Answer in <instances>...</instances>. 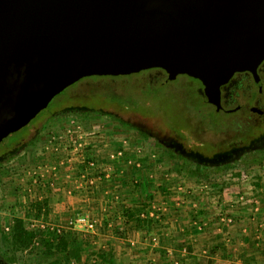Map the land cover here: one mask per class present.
<instances>
[{
    "label": "crops",
    "instance_id": "0c3cea01",
    "mask_svg": "<svg viewBox=\"0 0 264 264\" xmlns=\"http://www.w3.org/2000/svg\"><path fill=\"white\" fill-rule=\"evenodd\" d=\"M122 124L54 116L4 162L7 184L24 187L25 214L35 228L47 234L60 227L80 258L106 264H264V175L251 185L210 187L207 199L193 188L200 201L190 198L189 173L169 169ZM237 194L244 196L239 205ZM214 198L231 224L220 225L219 210L208 204ZM77 215L95 228L71 225Z\"/></svg>",
    "mask_w": 264,
    "mask_h": 264
},
{
    "label": "water",
    "instance_id": "95a60500",
    "mask_svg": "<svg viewBox=\"0 0 264 264\" xmlns=\"http://www.w3.org/2000/svg\"><path fill=\"white\" fill-rule=\"evenodd\" d=\"M264 60V0H0V142L87 76L160 68L221 87Z\"/></svg>",
    "mask_w": 264,
    "mask_h": 264
},
{
    "label": "rangeland",
    "instance_id": "374dc122",
    "mask_svg": "<svg viewBox=\"0 0 264 264\" xmlns=\"http://www.w3.org/2000/svg\"><path fill=\"white\" fill-rule=\"evenodd\" d=\"M258 73L260 88L250 75L235 73L221 88L220 110L207 102L199 80L178 75L166 81V73L160 68L83 77L55 95L28 124L0 142V264L107 263L100 258L76 260L69 254L74 247H69L67 254L51 251L49 255L43 232L25 214L23 185L7 184L6 158L36 136L49 119L65 115L106 120H116L112 115L120 117L124 133L143 139L142 149L158 151L169 161V169L185 175L181 172L199 167V175L187 174L190 178L185 179L194 184L187 187L190 198L199 200L194 191H201L205 182L211 188L251 185L264 175L255 171L264 166V60ZM209 186L207 193H199L202 199L213 197ZM208 204L206 207L220 208L216 198ZM17 219L32 234L28 244L18 248L11 237Z\"/></svg>",
    "mask_w": 264,
    "mask_h": 264
},
{
    "label": "trees",
    "instance_id": "16d2710c",
    "mask_svg": "<svg viewBox=\"0 0 264 264\" xmlns=\"http://www.w3.org/2000/svg\"><path fill=\"white\" fill-rule=\"evenodd\" d=\"M195 80H197V79H195ZM112 117L117 119L121 123H124L121 120L120 117L113 116V115H112ZM182 140H183V138H182ZM196 152H198V151H196ZM199 153H200V151H199ZM11 156L12 155H8V157L6 159L11 158ZM200 172L201 171H200L199 167H196L194 169H189L188 170V173L191 174V176L199 175ZM15 221H16V225H15V228H14V233L11 235L13 243H14V246L16 248H18L20 246L21 247L22 246H26V243L28 244L29 238L32 236V234L29 231L25 230V228L23 227L22 221L20 219H17ZM67 246H68V244H67V242L65 240L64 235L57 234L56 232H50V233L48 232L47 234H44V248L46 249V251L48 250L50 252L49 255L52 254L51 251L61 252V253H66L67 254L68 250H71ZM71 251H72V253H69V254L73 255L74 259L77 260V259L80 258V254H79V249L78 248L74 247V248H72Z\"/></svg>",
    "mask_w": 264,
    "mask_h": 264
},
{
    "label": "built area",
    "instance_id": "2783aa9c",
    "mask_svg": "<svg viewBox=\"0 0 264 264\" xmlns=\"http://www.w3.org/2000/svg\"><path fill=\"white\" fill-rule=\"evenodd\" d=\"M66 133H71V131H67ZM118 151H120L119 149H117V152ZM88 166L89 167H92L93 166V162L92 161H90V162H88ZM261 169H262V171L264 170V166L263 167H261ZM262 173V172H261ZM263 174V173H262ZM203 181V180H202ZM201 186V185H200ZM209 185H207V183L205 182L204 183V185H202L201 187H202V192L203 193H205L206 191H207V187H208ZM210 187V186H209ZM225 190V189H224ZM225 192H226V194L228 193L227 192V190H225ZM229 195V194H228ZM243 198H244V196L242 195V194H237V195H235L233 198H232V200L233 201H235V204H237V205H239L240 204V202L241 201H243ZM143 217V216H142ZM218 220H219V222L221 223V225H229V224H231L234 220H233V217L232 216H230V215H228L227 213H225V212H221V209L219 210V214H218ZM69 223L71 224V225H75V226H78V227H80V228H82L83 230H92V229H94L95 228V222L91 219V218H89V217H87V216H85V215H77V216H75V217H73L70 221H69ZM52 231H54V232H56L57 234L58 233H60L61 232V228L60 227H56V226H54V227H52V229H51Z\"/></svg>",
    "mask_w": 264,
    "mask_h": 264
},
{
    "label": "flooded vegetation",
    "instance_id": "af4514ba",
    "mask_svg": "<svg viewBox=\"0 0 264 264\" xmlns=\"http://www.w3.org/2000/svg\"><path fill=\"white\" fill-rule=\"evenodd\" d=\"M262 62H263V61H262ZM262 62H261V63H262ZM261 63L259 64V66L261 65ZM259 66H258V68H259ZM258 68H257V73H258ZM237 73H243V74L246 73V74H248V75H250V76L252 77L251 73L246 72V71H245V72H237ZM237 73H236V74H237ZM234 75H235V74H234ZM234 75L232 76V78L234 77ZM258 76H259V73H258ZM232 78H231V79H232ZM231 79H230V80H231ZM252 79H253V77H252ZM230 80H229V81H230ZM253 80H254V79H253ZM259 80H260V76H259ZM229 81H228V82H229ZM254 81H255V80H254ZM228 82H227V83H228ZM227 83H226V84H227ZM226 84H225V85H226ZM225 85H223V86H225ZM257 85H258V84H257ZM260 85H261V84H260ZM223 86H222V87H223ZM222 87H221V88H222ZM258 87L260 88V86H258ZM222 89H223V88H222ZM220 109H221V108H220ZM220 109H219V110H220Z\"/></svg>",
    "mask_w": 264,
    "mask_h": 264
}]
</instances>
